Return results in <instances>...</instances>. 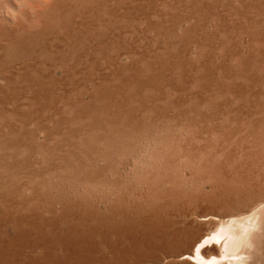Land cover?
Returning <instances> with one entry per match:
<instances>
[{
	"label": "rangeland",
	"instance_id": "rangeland-1",
	"mask_svg": "<svg viewBox=\"0 0 264 264\" xmlns=\"http://www.w3.org/2000/svg\"><path fill=\"white\" fill-rule=\"evenodd\" d=\"M262 201L264 0H0V264H190Z\"/></svg>",
	"mask_w": 264,
	"mask_h": 264
},
{
	"label": "bare ground",
	"instance_id": "bare-ground-1",
	"mask_svg": "<svg viewBox=\"0 0 264 264\" xmlns=\"http://www.w3.org/2000/svg\"><path fill=\"white\" fill-rule=\"evenodd\" d=\"M254 208L246 220L237 216L222 220L215 235L198 240L196 246L198 250L192 257L195 261L191 263L264 264V201L259 202ZM212 244L219 246L220 250H214V255L210 256L212 254L210 253L208 256L204 248Z\"/></svg>",
	"mask_w": 264,
	"mask_h": 264
},
{
	"label": "snow or ice",
	"instance_id": "snow-or-ice-1",
	"mask_svg": "<svg viewBox=\"0 0 264 264\" xmlns=\"http://www.w3.org/2000/svg\"><path fill=\"white\" fill-rule=\"evenodd\" d=\"M194 250H198V249H195V246H194Z\"/></svg>",
	"mask_w": 264,
	"mask_h": 264
}]
</instances>
